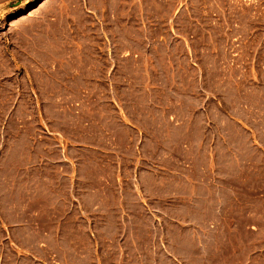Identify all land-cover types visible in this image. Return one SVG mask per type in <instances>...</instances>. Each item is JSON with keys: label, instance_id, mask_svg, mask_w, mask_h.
Returning a JSON list of instances; mask_svg holds the SVG:
<instances>
[{"label": "rangeland", "instance_id": "obj_1", "mask_svg": "<svg viewBox=\"0 0 264 264\" xmlns=\"http://www.w3.org/2000/svg\"><path fill=\"white\" fill-rule=\"evenodd\" d=\"M0 264H264V0H0Z\"/></svg>", "mask_w": 264, "mask_h": 264}]
</instances>
